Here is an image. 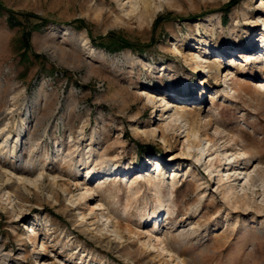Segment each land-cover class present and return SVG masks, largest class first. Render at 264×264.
Instances as JSON below:
<instances>
[{
  "label": "rangeland",
  "instance_id": "374dc122",
  "mask_svg": "<svg viewBox=\"0 0 264 264\" xmlns=\"http://www.w3.org/2000/svg\"><path fill=\"white\" fill-rule=\"evenodd\" d=\"M230 1L0 0V264H264V0Z\"/></svg>",
  "mask_w": 264,
  "mask_h": 264
},
{
  "label": "trees",
  "instance_id": "16d2710c",
  "mask_svg": "<svg viewBox=\"0 0 264 264\" xmlns=\"http://www.w3.org/2000/svg\"><path fill=\"white\" fill-rule=\"evenodd\" d=\"M236 2V0H231L227 6H231L232 4H234ZM1 8V6H0ZM9 18H10V22L12 23V25H19L21 24L20 20L18 19V17L16 16V14L14 12H9ZM160 19V17L157 18L156 22ZM35 26V25H34ZM36 27V26H35ZM30 35V30H24L22 33V40L24 41V43L27 45L28 44V38ZM134 46V44L130 43L129 41H127L126 39L118 36L113 38V46L112 47H107L110 51H119L123 48H132ZM106 47V46H105Z\"/></svg>",
  "mask_w": 264,
  "mask_h": 264
},
{
  "label": "bare ground",
  "instance_id": "6f19581e",
  "mask_svg": "<svg viewBox=\"0 0 264 264\" xmlns=\"http://www.w3.org/2000/svg\"><path fill=\"white\" fill-rule=\"evenodd\" d=\"M146 1H147V0H146ZM148 5H149V4L144 5L146 10H147V8H148ZM145 12H147V11H145Z\"/></svg>",
  "mask_w": 264,
  "mask_h": 264
}]
</instances>
